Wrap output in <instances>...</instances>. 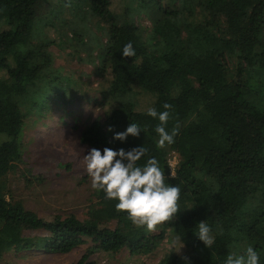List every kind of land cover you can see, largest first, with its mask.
<instances>
[{"label":"trees","instance_id":"trees-1","mask_svg":"<svg viewBox=\"0 0 264 264\" xmlns=\"http://www.w3.org/2000/svg\"><path fill=\"white\" fill-rule=\"evenodd\" d=\"M115 1L0 0V256L12 246L68 252L89 240L69 264H101L100 257L122 249L150 254L167 234L148 233L102 191L85 220L41 217L5 196L8 175L21 159L22 126L66 94L51 72L53 40L38 32L70 7L87 8L106 30L97 66L107 79L100 91L102 117L83 128L80 141L100 149L142 145L147 151L136 163L155 156L166 182L180 187L178 210L165 222L173 245L183 243L182 252L167 253L159 264H223L237 242L252 245L264 264V0H125L119 8ZM138 11L150 21L147 31L134 21ZM78 35L73 31L82 43ZM129 41L135 55L121 56ZM228 56L236 60L229 76ZM165 102L172 106L166 129L179 127L167 144L178 156L172 168L156 142L159 121L146 115L150 106L163 111ZM128 122L144 131L113 139ZM201 220L215 236L211 247L194 233ZM34 230L46 235L25 234Z\"/></svg>","mask_w":264,"mask_h":264},{"label":"rangeland","instance_id":"rangeland-1","mask_svg":"<svg viewBox=\"0 0 264 264\" xmlns=\"http://www.w3.org/2000/svg\"><path fill=\"white\" fill-rule=\"evenodd\" d=\"M125 0H116L114 7H121ZM54 25L39 28L38 35L53 40L48 46L51 55V72L63 81L66 94L63 101L52 100L47 108L34 114L21 128L19 135L21 159L15 171L8 175L7 199L20 201L38 216H66L73 214L80 220L88 219L97 205L96 190L91 188V177L85 171L84 154L90 148L80 141V133L94 119L102 117L99 103L100 91L107 86V79L97 69L99 50L106 41V30L89 14L87 8L77 11L66 7L58 17H51ZM135 23L145 31L150 21L144 12L133 14ZM63 20V21H62ZM76 31L82 39L78 43ZM77 37V38H78ZM264 37V29H263ZM236 60L228 56V76L234 72ZM194 116V115H191ZM168 164L175 166L178 156L166 144ZM109 226L114 221L108 222ZM166 232V237L147 255H130L127 249L106 257L101 264H159L169 252L181 253L182 248L169 239L166 222L148 233ZM29 236L46 235L44 231H25ZM88 240L68 252H47L17 246L7 248L0 256V264H69L76 261ZM244 242L233 243L230 253H241ZM95 257V256H92Z\"/></svg>","mask_w":264,"mask_h":264},{"label":"clouds","instance_id":"clouds-1","mask_svg":"<svg viewBox=\"0 0 264 264\" xmlns=\"http://www.w3.org/2000/svg\"><path fill=\"white\" fill-rule=\"evenodd\" d=\"M120 53L125 57L134 56L132 43L129 41L124 44ZM162 107L163 111H158L155 106L146 109V115L159 121L154 130L158 134L156 142L160 147L172 144L179 131L178 126L172 127L171 130L166 129L168 110L172 106L165 102ZM141 130L144 131L137 123L128 122L123 131L113 132V139L124 141L129 135H139ZM108 131H112L111 125ZM146 151L142 145L129 150L107 146L102 149L91 147L83 156L85 171L91 177V188L102 191L106 199L115 200L116 209L126 212L133 223L154 230L157 225L170 220L177 212L181 190L179 185L166 182L163 169L155 156H149L143 165L136 163ZM169 175L174 177L171 169ZM194 233L206 247H211L215 242L212 229L204 220L197 222V230ZM259 262L260 253L249 245L241 253H229L223 264Z\"/></svg>","mask_w":264,"mask_h":264},{"label":"built area","instance_id":"built-area-1","mask_svg":"<svg viewBox=\"0 0 264 264\" xmlns=\"http://www.w3.org/2000/svg\"><path fill=\"white\" fill-rule=\"evenodd\" d=\"M173 171V170H172Z\"/></svg>","mask_w":264,"mask_h":264}]
</instances>
